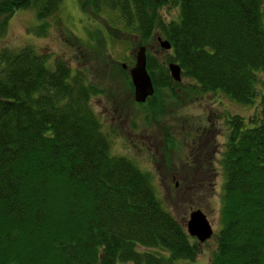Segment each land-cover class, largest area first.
Instances as JSON below:
<instances>
[{"label":"trees","instance_id":"1","mask_svg":"<svg viewBox=\"0 0 264 264\" xmlns=\"http://www.w3.org/2000/svg\"><path fill=\"white\" fill-rule=\"evenodd\" d=\"M60 1L0 0V34L29 5L43 29ZM108 1L139 42L154 29L168 40L163 61L177 62L186 81L145 53L154 90L221 93L253 107L225 119L220 222L206 264H264V0H170L178 13L168 20L156 10L167 0ZM100 91L63 58L0 48V264H172L199 252L147 172L110 152L89 103Z\"/></svg>","mask_w":264,"mask_h":264},{"label":"rangeland","instance_id":"2","mask_svg":"<svg viewBox=\"0 0 264 264\" xmlns=\"http://www.w3.org/2000/svg\"><path fill=\"white\" fill-rule=\"evenodd\" d=\"M108 2L61 0L56 12L45 18L43 29L37 27L40 21L32 5L17 8L10 13L5 30L0 34V48L14 50L30 45L34 51L46 55L48 63L60 57L72 70L85 72L87 80L102 90L92 94L89 103L108 138L110 152L126 156L147 172L160 202L176 219L184 221L191 207L198 205L210 222L212 233L198 242L199 252L191 258L175 259L172 264H206L215 247L213 234L220 222L223 175L219 156L227 133L225 119L234 113L245 119L251 115L253 107L236 103L221 93L208 92L201 94L203 98L196 97L198 95H191L181 87H175L178 92L174 97L165 86L154 90L150 104L134 101L132 88L119 71L120 64L124 63L125 69L131 66L136 46L143 44L145 53L167 66L163 59L169 49L157 44L155 36L160 33L155 29L149 39L139 42L138 34L124 25L117 8H112ZM156 10L162 19H173L177 17L178 5L167 0ZM179 81L186 80L181 77ZM200 121L207 124L219 149L213 161L218 177L210 195L179 191L173 185L177 177L168 175L174 167L176 173L179 172V167L190 160L188 153L194 151L193 138ZM191 174L194 173L189 176Z\"/></svg>","mask_w":264,"mask_h":264},{"label":"flooded vegetation","instance_id":"3","mask_svg":"<svg viewBox=\"0 0 264 264\" xmlns=\"http://www.w3.org/2000/svg\"><path fill=\"white\" fill-rule=\"evenodd\" d=\"M158 35L159 34L155 36L157 44H158V40H157ZM120 66H122L123 68L126 67L124 63H121ZM196 97L203 98L204 96L198 95ZM147 99L148 97L144 101L138 103L140 104L146 103ZM117 117L119 118V116ZM206 122L208 123L207 118H206ZM129 129H131L130 131L133 132V129L131 127H129ZM215 134L218 135L219 132L217 131L215 132ZM195 135L196 137L193 138V140H195L196 143L194 147V151H189L188 153L190 155V160H189L190 162L187 161V164L180 166L179 172L177 173L175 171L176 167H174L175 169H172L170 171L168 170L169 171L168 175L169 176L173 175L177 177L175 178L173 185L177 187L179 191L191 190L192 192H201L202 194L204 193L210 195L211 193H213L216 178L218 177V171L216 169V166L213 165L214 158H216V154L219 151L217 144L218 142L216 140H213V134L210 133V129L208 128L207 124L201 121L196 126ZM186 166L187 167L189 166L188 170L186 169L187 168ZM190 173H194V174H191V176H189ZM194 208H198L203 212L202 208L198 205L191 207V209ZM183 222L184 221H182V223Z\"/></svg>","mask_w":264,"mask_h":264},{"label":"water","instance_id":"4","mask_svg":"<svg viewBox=\"0 0 264 264\" xmlns=\"http://www.w3.org/2000/svg\"><path fill=\"white\" fill-rule=\"evenodd\" d=\"M157 40L160 47L164 49L170 47L167 39L158 35ZM167 69L173 80L179 81L181 79L180 66L177 62L168 61ZM128 75L132 84V97L134 101L142 102L153 93V84L145 65V46L143 44L136 46L133 63L128 67ZM183 225L186 233L195 237L198 242L204 241L212 233L210 222L198 208L189 211Z\"/></svg>","mask_w":264,"mask_h":264}]
</instances>
